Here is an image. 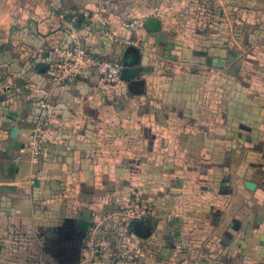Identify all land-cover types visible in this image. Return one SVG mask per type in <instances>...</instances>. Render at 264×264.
Segmentation results:
<instances>
[{
	"label": "crops",
	"instance_id": "0c3cea01",
	"mask_svg": "<svg viewBox=\"0 0 264 264\" xmlns=\"http://www.w3.org/2000/svg\"><path fill=\"white\" fill-rule=\"evenodd\" d=\"M0 32V264H264V0H0ZM76 38L131 57L117 89L93 69L53 87L46 51ZM135 190L148 219L73 254L77 221Z\"/></svg>",
	"mask_w": 264,
	"mask_h": 264
},
{
	"label": "built area",
	"instance_id": "2783aa9c",
	"mask_svg": "<svg viewBox=\"0 0 264 264\" xmlns=\"http://www.w3.org/2000/svg\"><path fill=\"white\" fill-rule=\"evenodd\" d=\"M141 21L136 19L123 24L125 29L136 31ZM1 36V32H0ZM50 64V76L54 88H64L73 84L84 71L93 69L101 81L110 89H117L121 83L124 65L121 60H107L93 55L76 38L67 48H54L46 51ZM51 115L47 100L40 105L38 121L29 132L27 141L20 147V156H29L32 165H37L45 146V135L50 126ZM35 175H32V179ZM150 208L142 192L132 191L124 206L115 213L95 216L80 246L82 258L96 263L110 252L108 242L115 231L132 230L137 223L150 216Z\"/></svg>",
	"mask_w": 264,
	"mask_h": 264
},
{
	"label": "water",
	"instance_id": "95a60500",
	"mask_svg": "<svg viewBox=\"0 0 264 264\" xmlns=\"http://www.w3.org/2000/svg\"><path fill=\"white\" fill-rule=\"evenodd\" d=\"M130 58L131 57L128 54L123 57L122 63L124 65V67H130L132 65ZM89 225H90L89 217H85V218H82L79 221H77L76 229L81 231V232H87L89 230ZM141 230H142V232L146 231L145 229H141ZM141 230H139V231H141Z\"/></svg>",
	"mask_w": 264,
	"mask_h": 264
},
{
	"label": "rangeland",
	"instance_id": "374dc122",
	"mask_svg": "<svg viewBox=\"0 0 264 264\" xmlns=\"http://www.w3.org/2000/svg\"><path fill=\"white\" fill-rule=\"evenodd\" d=\"M193 15H195V16H202V15H203V16H204V15H205V11H199V12H198V10H194ZM65 235H66V234H65ZM84 237H85V236L75 234L74 239H73V238H70V243H74V245H71V246H70L71 249H72L73 254H74V253H78V252H77V250L79 249L78 247L81 246ZM129 241H130V240H129ZM123 254H125V255H124L125 258H128V256H127V251H126V250L124 251Z\"/></svg>",
	"mask_w": 264,
	"mask_h": 264
},
{
	"label": "trees",
	"instance_id": "16d2710c",
	"mask_svg": "<svg viewBox=\"0 0 264 264\" xmlns=\"http://www.w3.org/2000/svg\"><path fill=\"white\" fill-rule=\"evenodd\" d=\"M141 223H143V222H141ZM138 224H140V223H137V224L135 225V228H136V226H137ZM135 228H134V229H135Z\"/></svg>",
	"mask_w": 264,
	"mask_h": 264
}]
</instances>
